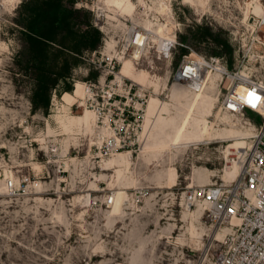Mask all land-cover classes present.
<instances>
[{"label":"rangeland","instance_id":"obj_1","mask_svg":"<svg viewBox=\"0 0 264 264\" xmlns=\"http://www.w3.org/2000/svg\"><path fill=\"white\" fill-rule=\"evenodd\" d=\"M77 1L91 10L101 46L72 71L65 93L79 83L82 96L67 101L54 92L43 115L32 113L30 85L14 73L19 46L11 18L21 0H0V264H200L209 225L202 207L188 209L183 195L232 179L237 170L228 171L227 155L247 146L260 119L219 110L213 76L193 94L172 75L189 53L212 56L190 39L198 25L225 33L233 52L231 66L223 62L236 70L242 57L225 20L233 6L251 0ZM135 33L145 37L138 59L127 45ZM173 34L179 46L163 59L157 45ZM111 62L148 104L125 147L106 153L101 142L110 133L85 102L84 84L103 86L106 97Z\"/></svg>","mask_w":264,"mask_h":264},{"label":"built area","instance_id":"obj_2","mask_svg":"<svg viewBox=\"0 0 264 264\" xmlns=\"http://www.w3.org/2000/svg\"><path fill=\"white\" fill-rule=\"evenodd\" d=\"M256 5L261 7L260 14L254 11ZM243 6H233L225 20L235 54L242 57L236 70L229 71L223 57L189 53L180 59L172 75L173 83L184 85L193 94L202 92L209 79L217 76L219 110L232 115L248 111L260 119L247 146L231 149L227 155V168L235 165L238 169L235 177L190 187L183 195L188 209L202 207L209 225L208 246L200 264H264V77L254 74V70L264 72V0H251ZM138 36L135 33L127 45L139 55L145 41L137 45ZM177 46L173 34L159 42L157 53L170 59ZM249 61L257 62L258 69L251 68ZM104 72L110 92L105 97L100 95L103 86L86 83L85 102L93 108L97 124L110 133L101 142V150L114 153L135 134V124L143 119L148 100L141 88L119 75L115 62ZM112 200L107 197L104 202L109 205Z\"/></svg>","mask_w":264,"mask_h":264},{"label":"trees","instance_id":"obj_3","mask_svg":"<svg viewBox=\"0 0 264 264\" xmlns=\"http://www.w3.org/2000/svg\"><path fill=\"white\" fill-rule=\"evenodd\" d=\"M77 3L21 0L13 12L11 23L19 46L13 58L14 73L30 85L32 113L40 111L46 115L52 93L69 92L73 69L82 65L86 53L100 49L103 35L93 14L90 9L76 7ZM195 28L190 39L210 49L212 56L226 57L230 67L233 50L225 33L203 25ZM179 38L186 43L183 37Z\"/></svg>","mask_w":264,"mask_h":264},{"label":"bare ground","instance_id":"obj_4","mask_svg":"<svg viewBox=\"0 0 264 264\" xmlns=\"http://www.w3.org/2000/svg\"><path fill=\"white\" fill-rule=\"evenodd\" d=\"M255 12L256 13H258V14H260L261 13V7L259 6V5H256L255 6ZM130 41L132 42V39H130ZM143 41H145V37H143V36H138V37H136V39H135V43L138 45V44H143ZM138 51V50H137ZM137 51H134V54H135V58L136 59H138L139 58V55L137 54L138 52ZM215 79H217V76H213ZM74 94H75V97L76 96H82V86H81V84H76L75 85V91H74ZM196 94H198V93H196ZM217 95V94H216ZM65 97H66V99H67V101H70V98H72V96L71 95H69V94H65ZM89 116H90V113L89 112H85V114L81 117V119H84L85 120V124H87V119L89 118ZM79 122V121H78ZM234 149H236V148H234ZM241 149V148H240ZM230 153V152H229ZM228 153V154H229ZM237 167L235 166V165H232V166H230L229 168H228V171L231 173V169H235V170H238V169H236ZM236 173H237V171H235ZM236 173H235V175H236ZM235 175H234V177H235ZM220 235L219 234H217V237H219Z\"/></svg>","mask_w":264,"mask_h":264},{"label":"crops","instance_id":"obj_5","mask_svg":"<svg viewBox=\"0 0 264 264\" xmlns=\"http://www.w3.org/2000/svg\"><path fill=\"white\" fill-rule=\"evenodd\" d=\"M74 91H75V86H74V90H73V93H72L73 96H75ZM83 92H84V91L82 90V93H83ZM65 94H69V93H65ZM69 95H71V94H69ZM72 95H71V96H72ZM76 97H80V95H79V96H76ZM84 114H85V113H84Z\"/></svg>","mask_w":264,"mask_h":264},{"label":"snow or ice","instance_id":"obj_6","mask_svg":"<svg viewBox=\"0 0 264 264\" xmlns=\"http://www.w3.org/2000/svg\"><path fill=\"white\" fill-rule=\"evenodd\" d=\"M254 98H257L258 99V97H254Z\"/></svg>","mask_w":264,"mask_h":264}]
</instances>
